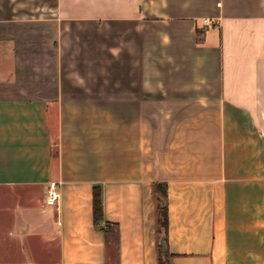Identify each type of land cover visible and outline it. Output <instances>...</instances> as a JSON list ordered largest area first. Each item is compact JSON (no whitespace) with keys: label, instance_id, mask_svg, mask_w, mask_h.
<instances>
[{"label":"crops","instance_id":"crops-1","mask_svg":"<svg viewBox=\"0 0 264 264\" xmlns=\"http://www.w3.org/2000/svg\"><path fill=\"white\" fill-rule=\"evenodd\" d=\"M160 244L264 264V0H0V264Z\"/></svg>","mask_w":264,"mask_h":264},{"label":"trees","instance_id":"trees-1","mask_svg":"<svg viewBox=\"0 0 264 264\" xmlns=\"http://www.w3.org/2000/svg\"><path fill=\"white\" fill-rule=\"evenodd\" d=\"M162 190H158L159 192H162L166 196V192L164 191V185H161ZM157 210H158V221H159V231L162 232V230L167 233V225H168V207L167 204H163L162 200H158V205H157ZM104 218V213H103V202H102V197H101V190L98 185L95 186L94 188V219L95 223L98 226L103 227L105 230H109L108 224L102 225V221ZM160 263L161 264H172L171 262V253L168 251V249H163L162 245L160 244Z\"/></svg>","mask_w":264,"mask_h":264},{"label":"built area","instance_id":"built-area-1","mask_svg":"<svg viewBox=\"0 0 264 264\" xmlns=\"http://www.w3.org/2000/svg\"><path fill=\"white\" fill-rule=\"evenodd\" d=\"M208 18H205V21L208 22ZM49 196L47 198V201L49 203H55L57 200H58V196H59V191H58V188H57V183L56 182H52L50 184V187H49Z\"/></svg>","mask_w":264,"mask_h":264},{"label":"water","instance_id":"water-1","mask_svg":"<svg viewBox=\"0 0 264 264\" xmlns=\"http://www.w3.org/2000/svg\"><path fill=\"white\" fill-rule=\"evenodd\" d=\"M166 233L164 230H162L161 236H160V242L163 245L164 248L167 247L166 240H165Z\"/></svg>","mask_w":264,"mask_h":264}]
</instances>
